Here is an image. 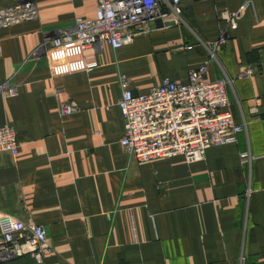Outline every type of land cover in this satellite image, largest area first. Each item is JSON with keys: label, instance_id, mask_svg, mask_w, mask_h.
Segmentation results:
<instances>
[{"label": "crops", "instance_id": "crops-1", "mask_svg": "<svg viewBox=\"0 0 264 264\" xmlns=\"http://www.w3.org/2000/svg\"><path fill=\"white\" fill-rule=\"evenodd\" d=\"M26 1L38 19L0 29V86L17 90L0 96V129L19 144L0 153V217L43 228L52 252L7 264H264V0L229 28L206 74L233 80L226 110L246 129L195 163L125 152L120 76L135 94L164 78L187 84L220 13L246 0H180L181 24L100 51L42 47L49 32L94 20L97 0H0V9ZM66 102L78 112L60 115Z\"/></svg>", "mask_w": 264, "mask_h": 264}, {"label": "built area", "instance_id": "built-area-1", "mask_svg": "<svg viewBox=\"0 0 264 264\" xmlns=\"http://www.w3.org/2000/svg\"><path fill=\"white\" fill-rule=\"evenodd\" d=\"M252 5L246 0L236 11H223L218 19L222 24L216 40L201 43L207 60L189 73L188 83L179 84L164 78L147 94H135L130 80L120 76L122 94L118 107L124 119V136L120 144L127 154L139 162L182 156L188 163L204 160L206 151L236 142L244 126L233 123L228 107L227 88L233 80L227 77L210 82L206 79L210 64L218 62V53L228 40V31L238 23L243 12ZM180 0H97L94 20L77 18L73 26L44 35L43 45L53 49L77 44L80 50L100 51L107 44L117 50L133 43L136 36L169 28L182 23ZM38 7L33 1L17 2L0 9V29L37 20ZM37 53H35L36 55ZM86 65V69L90 68ZM254 70L245 69L246 76ZM17 90L4 84L0 96L13 98ZM256 114L258 109L251 108ZM78 112L73 102L60 105L59 113L69 116ZM19 144L9 127L0 129V153L16 154ZM242 160H249L242 155ZM0 264L26 255L40 260L42 254L52 252L46 232L33 223L24 224L9 215H1Z\"/></svg>", "mask_w": 264, "mask_h": 264}]
</instances>
